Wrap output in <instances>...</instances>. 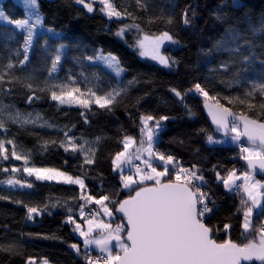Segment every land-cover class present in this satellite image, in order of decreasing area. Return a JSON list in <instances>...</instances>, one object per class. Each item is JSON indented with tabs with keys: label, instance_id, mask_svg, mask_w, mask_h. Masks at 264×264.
Masks as SVG:
<instances>
[{
	"label": "trees",
	"instance_id": "obj_1",
	"mask_svg": "<svg viewBox=\"0 0 264 264\" xmlns=\"http://www.w3.org/2000/svg\"><path fill=\"white\" fill-rule=\"evenodd\" d=\"M37 1L44 31L24 65L19 61L24 57L26 34L0 23V121L4 124L0 141L9 157L4 160L0 156V166L56 169L83 179L85 188L40 181L22 172L16 178L30 182V190L0 187V264H85L83 241L74 233L75 223L67 222L68 217L83 223L86 217L80 216V206L84 205V213L97 208L94 202L80 199L81 195L96 199L108 195L119 201L135 194L123 188L121 174L113 170L112 160L124 150L125 136L133 137L136 147L139 145L143 115L170 118L161 121L167 126L155 151L173 156L183 168L195 165L198 175L204 177L200 191L208 194L211 201L208 206L212 212L205 223L214 229L213 238L217 242L231 239L245 243L241 235L243 194L229 192L216 179L217 172L222 177L232 170L241 173L244 161L236 146L209 145L207 137L216 134L204 114L205 98L188 90L199 83L209 97L215 98L208 101H219L237 114L264 122L260 109L264 93L259 88L264 85V0H145L146 11L135 0H113L119 11L127 9L137 17L135 20L109 19L97 3L88 12L76 0ZM3 10L10 21L26 19L25 9L14 0H6ZM133 23L139 24L146 35L167 32L178 41L177 49L164 51L170 70L140 58L134 31L125 32L123 38L115 35L121 27ZM57 49L61 59L52 72ZM97 52L116 56L124 75L117 79L95 60L87 59ZM9 63L12 68L7 67ZM78 73L124 91L106 108L94 101L87 108L73 103L61 107L51 94L60 95L61 89L71 91L70 79ZM172 89L185 94L182 101ZM106 93L101 90L102 95ZM17 113L20 118L13 122L10 117ZM25 119L33 122L25 123ZM65 133L83 151L73 153ZM61 142L68 146V151ZM13 149L22 159L12 156ZM86 158L93 163H86ZM8 177L12 175L3 172L0 183ZM106 203L114 209L113 204ZM25 205L46 210L33 214L29 220ZM238 208L241 210L237 211ZM121 217L118 213L120 223ZM261 222L264 216L254 213V226ZM224 224L231 225L227 233ZM72 244L79 245V253Z\"/></svg>",
	"mask_w": 264,
	"mask_h": 264
},
{
	"label": "snow or ice",
	"instance_id": "obj_2",
	"mask_svg": "<svg viewBox=\"0 0 264 264\" xmlns=\"http://www.w3.org/2000/svg\"><path fill=\"white\" fill-rule=\"evenodd\" d=\"M78 4L83 5L88 12H92L93 3L96 0L86 3L85 0H76ZM102 6L100 11L109 19L113 17L123 19L130 17L133 20L137 17L128 12L127 9L119 11L113 0H98ZM136 5L147 10L145 0H135ZM25 4L30 7L28 19H17L10 21L19 29H23L27 35L24 39V57L19 61L20 65H24L28 61V50L31 47L34 30L42 24V18L38 11L35 10L37 0H25ZM35 17L32 20V17ZM0 19L7 20L3 11H0ZM151 22V21H150ZM171 22V21H169ZM184 23H189L187 13L184 14ZM131 28L141 31L139 24L124 25L115 35L123 38L126 31ZM264 30V26H262ZM48 31H52L48 29ZM164 40L178 43L167 32L162 33L158 37H150L144 35L142 39L137 40V48L140 50V55L145 56L151 54V58L158 60L159 63L165 66L169 65V59L159 54V47ZM63 47V45H61ZM57 55L52 61L51 71L57 70V65L61 59L59 49ZM88 60L103 61L107 67L113 69L117 76L123 72L120 67L119 60L111 53L104 55L97 54L95 57H87ZM8 68H12L13 64L9 63ZM3 81V76H0V82ZM134 81H129V84ZM31 88V85H28ZM261 93H264V85L259 86ZM79 92V89L65 92L61 89V94L57 95L52 92L51 98L59 101L61 104L72 103L76 98L72 92ZM123 89L106 93L104 96H98L95 92L89 90L90 96L94 97V102L100 108H106L112 105L116 97L120 95ZM176 97L183 100L180 91L171 90ZM189 92H195L205 98V108L208 110L213 123L217 126V130H223L225 136L231 135V141L240 147L241 159L247 162V170L241 175H237L235 170L229 171L227 177H222L219 172L216 173L217 181L223 183L225 189L236 194H243L240 200V205L243 208V220L241 227L242 236L245 237V243H236L231 239H225L222 242H217L213 238L214 229L205 223V217L212 212L208 206L211 202L208 194L200 191V185L204 181L202 175H198V169L193 165L191 169H186L175 162L171 155L165 156L154 150V145L158 139L159 131L163 125L161 121L170 119L168 116H160L158 119L152 115L141 116L142 127L140 129L141 139L139 145L134 151H129L136 141L131 136H125L123 143V151L117 152L112 160L113 170L121 172V182L124 189L134 191V195H129L123 200H112L108 195H103L96 199L92 195H81L80 199L88 203L95 202L100 206L103 214L107 217H114L116 213L122 214L121 223H117L113 227L112 223H106L103 220L97 221L95 215L85 219L87 230H83L81 224L76 223L72 216L68 217L67 222L75 223L74 231L78 232L83 237V245L85 249L95 246L104 255L93 258L87 252L85 253L86 264H242L244 262L259 261L264 264V222L258 226H254V213L259 216H264V182L255 179L257 170L264 174V122L251 119L245 115L236 116L230 109L224 107L216 101L214 104H209L208 100H214V97H209L208 92L199 84L194 85V89H189ZM252 93H248L251 95ZM83 95V93H81ZM67 97V98H66ZM31 101V97L28 98ZM228 99V98H225ZM232 101L229 100V103ZM244 103V101H240ZM78 103L82 107H89L87 100H79ZM252 107V105H249ZM261 114L264 115V104L260 105ZM3 109L0 108V112ZM229 117H232L229 121ZM13 122H17L20 114L15 117H10ZM155 120L154 126H149V121ZM237 121L240 123L238 124ZM25 123L33 122L24 120ZM242 125V129H241ZM3 121H0V128H3ZM66 141H72L65 133ZM242 138H246L247 146L241 143ZM99 139V138H98ZM209 143H221L214 141L212 136H208ZM9 144L12 141H8ZM61 146L68 151V146L61 142ZM73 153L83 151L82 147H78L75 143L70 144ZM7 149L2 141H0V156L4 160L9 159L6 155ZM91 151V149H89ZM147 153V158L142 160L144 168H141L135 161H140L142 156ZM12 156L16 160L22 159L17 155L15 149L12 151ZM25 164L27 158L24 157ZM86 163L91 164L93 160L86 158ZM159 162V163H157ZM135 169V175L139 179H134L133 175H123L124 167ZM161 168L162 170H158ZM8 171V169H4ZM13 172L19 169L13 168ZM24 171L29 175H35L37 180H56L63 181L67 184L79 185L81 189L85 188L84 180L73 178L65 172L56 169H38L25 167ZM174 176V179L164 180L165 177ZM146 181H153L151 186L145 184ZM237 181H242L237 183ZM194 182H200L194 183ZM10 185H20V187H32V184H25L19 180L9 179ZM134 186H138L134 187ZM195 189V190H193ZM109 202L113 204L114 211L108 206ZM27 207V219L31 220L33 214H39L36 207ZM80 216L84 217L83 207L81 205ZM241 209L238 208L237 211ZM71 212V209H69ZM98 215V213L96 214ZM231 225L224 224L225 232L230 229ZM99 229L101 234L99 237H93L94 230ZM71 247L80 252V247L77 244H72ZM47 264V261H44Z\"/></svg>",
	"mask_w": 264,
	"mask_h": 264
},
{
	"label": "rangeland",
	"instance_id": "obj_3",
	"mask_svg": "<svg viewBox=\"0 0 264 264\" xmlns=\"http://www.w3.org/2000/svg\"><path fill=\"white\" fill-rule=\"evenodd\" d=\"M6 0H0V11H3L4 12V10H3V4H4V2H5ZM17 4H19L20 6H22L23 7V9H25V11H26V19H28L29 18V13H30V7L31 6H28V5H26L25 4V0H14ZM95 3H97L99 6H101L100 4H99V2H98V0H96V2ZM102 7V6H101ZM35 10L36 11H38L39 12V14H40V16H41V18H42V24L40 25V26H38L35 30H34V35H33V39H32V44H31V47L29 48V50H28V57H29V59H28V61L30 60V58H31V55H32V51H33V49H34V47H35V45H36V43H37V39L40 37V35H41V33L44 31L43 30V24H44V19H43V16H42V14H41V12H40V9H38V1H37V4H36V6H35ZM5 13V12H4ZM5 16H6V14H5ZM35 19V17L33 16L32 17V20H34ZM112 19H116L115 17H113ZM0 23H2V24H5V25H11V26H13L17 31H20V32H22V33H24V34H26L27 35V33L23 30V29H19V28H17V26L15 25V24H13V23H10V20H9V18L7 19V20H3V19H0ZM128 31H134L135 32V36L137 37V40L138 39H142L143 38V36L144 35H146V34H144L143 32H141V31H137V30H134V28H131L130 30H128ZM127 32V31H126ZM148 36H150V37H158V36H151V35H148ZM171 41H168V40H164L163 41V43L160 45V47H159V54L160 55H162V56H164V57H166V58H168L167 56H166V54L164 53V51H165V49H167V48H173V49H177L179 46H177V44L176 43H170ZM136 44H137V41H136ZM171 45H173V46H171ZM136 48V50H137V52H138V55L140 56V58H142V59H144V60H147V61H152V62H154V63H156V64H158L159 66H162V67H164V68H167L168 70H170L171 68H170V62H169V65L168 66H165L164 64H161V63H159V61L158 60H154V59H152L151 58V54H149V55H145V56H141L140 55V50L137 48V46L135 47ZM97 54H100L99 52H97L96 53V55ZM95 55V56H96ZM119 60V59H118ZM95 62L99 65V66H101L102 68H103V70L104 71H109L113 76H115L117 79H119V78H121L123 75H124V70H123V72H121V74L119 75V76H117L116 75V73H115V71L113 70V69H111V68H109V67H107V65L106 64H104V62L103 61H97V60H95ZM120 63V62H119ZM121 67V66H120ZM104 82H102L99 78H97L96 79V81H93V80H91L90 79V77L89 76H87V75H84L83 73H78V75L76 76H73L71 79H70V88H71V91L73 90V89H79L80 91L79 92H75V91H73L72 92V95L76 98L75 100H73L72 101V103L73 104H79L78 103V101L79 100H87L89 103H90V101H94L95 100V98L94 97H92V96H90V94H89V90H91V91H93V92H95L96 93V95H98V96H104L105 94H101V90H104V91H106L107 93L108 92H112L113 90H114V88H112V86L110 85V84H106V82L103 84ZM68 89V88H67ZM109 90V91H108ZM81 93H83V95H81ZM58 102V104L61 106V107H65V106H68L70 103H65V104H61L59 101H57ZM241 114V113H240ZM243 115V114H242ZM154 124L155 123H152V121H149V126H154ZM163 125V127H162V129L159 131V134H158V139H159V137H160V135L162 134V132H164V130H165V128H166V126H167V124H165V123H163L162 124ZM242 129V128H241ZM231 135H234V133L233 134H230V135H228V136H213L212 135V137H213V139H214V141H221V143H209V145L210 146H213V147H218V146H236L238 149V151H239V153H240V147H239V145L238 144H236V143H233L232 141H231ZM158 139L156 140V143H155V145H154V150H155V146L157 145V142H158ZM135 140V139H134ZM71 143H73V141H70V142H68V144L70 145ZM241 143L243 144V140H241ZM244 146H246L245 144H244ZM135 147H136V145H133V147L132 148H130L129 149V151H134V149H135ZM147 158V153H145L143 156H142V158H141V160L140 161H135V163L136 164H139L140 166H141V168H144V165L142 164V160L143 159H146ZM243 160V159H242ZM243 161H245V160H243ZM157 163H159V162H157ZM25 167H29V166H27V165H25L24 167H22V166H8V165H5V167L3 168L2 166H0V175L1 174H3V172L5 173V174H8V175H12V177H8L6 180H4V182H2V183H0V187H2V188H7V189H9V190H13V191H15V190H22V191H26V190H30L31 188H29V187H20V185H10V184H8L7 183V181L9 180V179H13V180H19V181H21L20 179H18V178H16L17 176H19L20 175V173L22 172L23 173V175L24 176H27V177H33V178H35L36 179V177H35V175H32V176H29L25 171H24V168ZM13 168H16V169H19V171H15V172H13L12 171V169ZM4 169H8V171H4ZM38 169H41V168H38ZM47 169H49V168H47ZM158 170H162L161 168H158ZM119 171V170H118ZM244 171H246L245 169L240 173V172H238V171H236V174L237 175H241ZM120 172V171H119ZM120 174H121V172H120ZM69 175V174H68ZM123 175H133V178L134 179H139V177L137 176V175H135V169L134 168H131V169H129L127 166H125L124 167V172H123ZM74 178V177H73ZM168 178H174V176H170V177H165V178H163L164 180H168ZM255 179H257V180H260L261 182H264V180H261V179H259V178H257L256 176H255ZM40 181H44V182H52V183H61V184H64V185H67V186H69V185H75V184H67V183H64L63 181H60V182H57L56 180H40ZM22 183H25V184H29L30 182H27V181H21ZM242 181H237V183H241ZM154 182L153 181H146L145 182V184L147 185V186H151L152 184H153ZM31 184V183H30ZM75 186H78L79 188H80V186L79 185H75ZM134 187H137V186H134ZM127 191H131V190H129V189H126ZM94 202V201H93ZM95 203V202H94ZM106 203V202H105ZM96 206H97V208L95 209V219L97 220V221H99V220H103L104 222H106V223H112V225H113V227H115V225L117 224V223H120V222H118L117 221V216H118V213H116L115 214V216L114 217H112V218H110V217H107V216H105L104 214H103V212H102V210L100 209V206L99 205H97L96 204ZM109 206V205H108ZM110 207V206H109ZM111 208V207H110ZM113 211H114V209H113ZM98 213V215H96ZM35 215H37L36 213H34ZM85 215H84V217H86V212L84 213ZM122 215V214H121ZM83 217V218H84ZM206 217H208V214H207V216ZM205 217V218H206ZM86 219H87V217H86ZM84 221H85V218H84ZM70 223V222H69ZM79 224H81V227H82V229L83 230H87V224L85 223V222H83V223H79ZM74 233L78 236V238L81 240V241H83V237H81L80 235H79V233L78 232H76V231H74ZM100 234H101V232H100V230L99 229H96V230H94V232L92 233V236L93 237H99L100 236ZM84 247V246H83ZM91 249V251H93V249H95V251H98V252H100L99 251V249H97L95 246H91L90 248H89V250ZM84 250H88V249H85L84 248ZM85 252V251H84ZM84 255V254H83ZM30 264H36V261H30ZM42 264H44V263H42Z\"/></svg>",
	"mask_w": 264,
	"mask_h": 264
},
{
	"label": "water",
	"instance_id": "obj_4",
	"mask_svg": "<svg viewBox=\"0 0 264 264\" xmlns=\"http://www.w3.org/2000/svg\"><path fill=\"white\" fill-rule=\"evenodd\" d=\"M208 103H209V104H214L215 102H213V101H208ZM203 110H204V114H205L207 120H209V123H210V125H211L213 131L215 132L216 136H224L225 134H224L223 130H220V131L217 130V126L213 123L212 118H211V116L209 115V112H208V110L205 108V106L203 107ZM230 111H231L234 115H236V116H240V115H242V114H240V113L237 114L236 112H234V111L231 110V109H230ZM250 118H251V117H250ZM231 119H232V117H229V121H231ZM251 119H254V118H251ZM261 122H262V121H261ZM237 123L239 124L240 122L237 121ZM241 128H242V125H241ZM242 140H243V144H245V145L247 146V140H246V138H242ZM244 166H245V170H247V162H246V161H244ZM256 177L259 178V179H261V180H263V179H264V174L259 173V170H257V175H256ZM212 235H213V234H212ZM242 264H260V262H259V261H255V260H253L252 262H244V261H242Z\"/></svg>",
	"mask_w": 264,
	"mask_h": 264
},
{
	"label": "built area",
	"instance_id": "obj_5",
	"mask_svg": "<svg viewBox=\"0 0 264 264\" xmlns=\"http://www.w3.org/2000/svg\"><path fill=\"white\" fill-rule=\"evenodd\" d=\"M92 215H95V213H94V212H89V211L86 212V217H87V218H91ZM86 252H87L89 255H91L93 258H96L97 256H102V255H104L103 253L98 252V251H95V250H93V251H91V250H87V251L84 252V255H85ZM85 264H86V261H85Z\"/></svg>",
	"mask_w": 264,
	"mask_h": 264
},
{
	"label": "crops",
	"instance_id": "obj_6",
	"mask_svg": "<svg viewBox=\"0 0 264 264\" xmlns=\"http://www.w3.org/2000/svg\"><path fill=\"white\" fill-rule=\"evenodd\" d=\"M89 250V249H88ZM91 250V249H90ZM93 250H95V249H93ZM85 251H87V250H85Z\"/></svg>",
	"mask_w": 264,
	"mask_h": 264
}]
</instances>
